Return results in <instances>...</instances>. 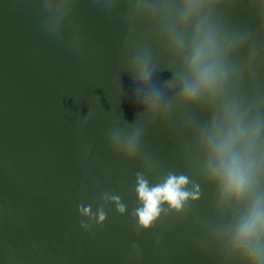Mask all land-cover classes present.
Listing matches in <instances>:
<instances>
[{"label": "water", "instance_id": "1", "mask_svg": "<svg viewBox=\"0 0 264 264\" xmlns=\"http://www.w3.org/2000/svg\"><path fill=\"white\" fill-rule=\"evenodd\" d=\"M55 4L53 22V0H0V264H250L233 240L264 206V0ZM203 47L214 83L190 96ZM237 122L258 130L240 200L212 158ZM138 174L197 198L143 229Z\"/></svg>", "mask_w": 264, "mask_h": 264}, {"label": "clouds", "instance_id": "2", "mask_svg": "<svg viewBox=\"0 0 264 264\" xmlns=\"http://www.w3.org/2000/svg\"><path fill=\"white\" fill-rule=\"evenodd\" d=\"M52 19L56 22L58 8L53 0ZM207 47L197 50L192 59V71L196 74V82L187 89L190 96H195L198 89L210 87L214 83L215 72L210 65L202 63ZM147 78V77H145ZM155 107V101H150ZM257 129H245L242 124L234 123L227 133L220 139H214L215 171L218 174L226 198L240 200L248 195L253 185V179L259 170L254 148L256 144ZM135 149V140L128 144V153ZM188 180L184 176L170 175L167 180L156 186L150 187L148 182L138 174L137 196L139 203L133 215L143 229H149L158 220L167 205L169 210L180 211L188 199H196L197 195L185 190ZM116 203L117 211L123 214L126 206L120 202L118 196L111 197ZM81 215L95 219L98 224H103L107 213L100 208L92 213L91 206H80ZM81 227L87 229L89 225L81 221ZM234 247L244 251L250 264H264V206L259 201L252 207L247 218L238 226L233 240Z\"/></svg>", "mask_w": 264, "mask_h": 264}]
</instances>
